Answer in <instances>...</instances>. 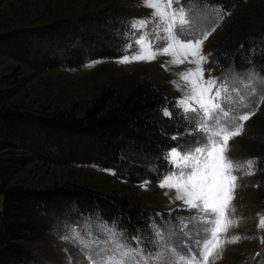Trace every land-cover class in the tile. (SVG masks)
Masks as SVG:
<instances>
[{"label":"trees","instance_id":"obj_1","mask_svg":"<svg viewBox=\"0 0 264 264\" xmlns=\"http://www.w3.org/2000/svg\"><path fill=\"white\" fill-rule=\"evenodd\" d=\"M194 1L227 12L209 43L214 65L235 72L254 68L264 77V25L256 30L254 13L237 9L253 0ZM129 33L124 15L102 11L0 32V56L17 62L0 77V264L30 263L33 255L22 242L40 239L58 220L75 215H96L127 238L138 236L142 244L152 238L150 220L157 221V216L128 188L148 181L155 189L168 170L164 153L194 139L187 135L189 124L178 114L174 96L152 85L142 71L125 87L123 78L102 86L79 110L75 104L66 109L42 104L32 108L14 99L26 83L19 65L41 73L113 60L125 54ZM165 107L173 113L171 118L163 115ZM246 128L240 151L256 160L250 183L264 201V113ZM31 162L109 168L124 188L107 193L67 181L45 188L11 183Z\"/></svg>","mask_w":264,"mask_h":264},{"label":"rangeland","instance_id":"obj_2","mask_svg":"<svg viewBox=\"0 0 264 264\" xmlns=\"http://www.w3.org/2000/svg\"><path fill=\"white\" fill-rule=\"evenodd\" d=\"M173 6L175 8L183 6L185 9H189L195 18L196 27L201 32L205 30L211 32L203 43L202 54L207 57V63L203 64L204 79L216 78L218 81H228L236 87H240L241 81H251L257 94L251 96L249 102L253 108H256L259 96L264 94V77L254 68H247L242 72L218 68L211 58L209 43L218 30L222 16L227 12H222L217 7L199 5L194 0H179V3ZM237 9H245L246 12L254 13L258 24L255 26L256 30L264 25V0L244 1ZM101 11L103 14H122L128 19L129 24L134 19L147 18L151 15L150 10L142 6L141 0H0V32L36 25L55 18H75L80 14L101 13ZM212 29L215 30L212 31ZM157 46L161 45L158 43ZM122 57L123 55L113 60H91L78 67L58 68L41 73H33L24 65H19L21 73L26 77V83L14 99L32 106V108L42 104L51 108L66 109L75 104V110H79L95 96L102 86L118 78H123L125 82L121 87H125L131 76L143 71L152 85L170 92L175 100L181 96V92L173 87L172 81L178 80V73L194 67L187 63L179 67L172 66L168 63L169 57L165 55L158 56L155 61L150 63L134 62L129 64L118 63L117 61ZM16 65L17 62L12 59L0 56V77ZM244 111H248V109H244ZM261 113H264V103L259 104L256 114L250 120H255ZM246 124L243 134L230 141L231 151L228 155L233 160L243 161L254 158L252 156L245 158L240 151L244 148L241 145L246 142L247 138ZM198 135L199 133H197ZM65 181L107 193L114 189L124 188L123 181L113 178L111 169L101 168L94 164L46 166L38 162H31L16 172L10 180L11 183L31 188H45ZM250 181H252L251 176H242L238 181L241 187L237 189L234 201L235 216H242L244 222L240 223L238 227H232L227 234L228 236L241 235L250 238L235 244H226L221 258L216 261V264H264V245L260 243V236L264 235V232L258 231L256 227L257 214L264 213V201L257 195L255 187ZM144 182L135 184L128 189L142 206L154 211L157 221H153V223L163 228L166 235L169 231L176 233L171 238V243L176 246L178 252L186 253L189 247H194L196 236L194 233L191 237L184 236L179 231L176 218L187 216L189 213L182 210L180 201L173 199L174 191H170L169 195L165 196L164 193L168 190L158 187L159 181L156 183L155 189L148 183L146 190L141 187ZM153 223L151 218L149 227L152 238L146 240L144 244L140 240L146 252L155 251V245L151 243L154 239L151 228ZM104 226L114 228L122 234V239L131 246H135V241L132 238H127L115 225L102 222L96 215L84 217L75 215L73 219L66 217L58 220L52 229L40 239L22 242L33 255V260L28 264H69V257L72 259V264H88L80 250L63 237L69 235L75 228L81 235L90 233L95 238H101ZM191 227L190 225L189 231H191ZM181 241L185 243L182 244ZM257 253L260 255L258 256Z\"/></svg>","mask_w":264,"mask_h":264},{"label":"snow or ice","instance_id":"obj_3","mask_svg":"<svg viewBox=\"0 0 264 264\" xmlns=\"http://www.w3.org/2000/svg\"><path fill=\"white\" fill-rule=\"evenodd\" d=\"M176 3L179 0H141L151 15L131 22L125 54L117 62L150 63L165 55L172 66L194 65L178 73V80L172 81L173 87L181 92L174 106L189 124L187 135L194 139L187 146H177L164 153L168 170L158 182V187L168 190L165 196L174 191L173 199L180 201L182 210L189 213L176 219L184 236L195 234L194 247H189L186 253L178 252L171 243L176 233L169 231L166 235L156 223L151 225L155 251L149 252L139 237H132L135 246H131L114 228L104 226L101 238L90 233L81 235L74 228L63 239L77 247L88 264H216L226 244L250 238L227 234L244 222L242 216H235L234 201L241 187L239 179L255 175L256 160H233L228 153L230 141L243 134L246 122L256 114L259 104L264 103V94L253 108L249 100L257 90L251 81H241L240 87H236L228 81L204 79L203 64L207 63V57L202 54L203 43L211 32H201L191 11L183 6L175 8ZM163 115L171 118L173 113L165 107ZM147 186L148 181L141 184L145 190ZM256 227L264 232V213L257 214ZM260 243L264 245V235L260 236Z\"/></svg>","mask_w":264,"mask_h":264}]
</instances>
